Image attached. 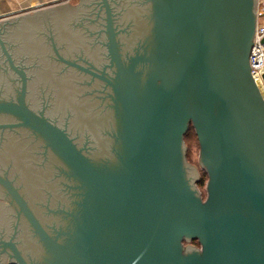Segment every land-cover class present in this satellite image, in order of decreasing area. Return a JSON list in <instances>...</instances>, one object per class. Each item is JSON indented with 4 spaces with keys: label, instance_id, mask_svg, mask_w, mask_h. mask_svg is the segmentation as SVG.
Masks as SVG:
<instances>
[{
    "label": "water",
    "instance_id": "obj_1",
    "mask_svg": "<svg viewBox=\"0 0 264 264\" xmlns=\"http://www.w3.org/2000/svg\"><path fill=\"white\" fill-rule=\"evenodd\" d=\"M256 10V0H79L1 20L0 264L13 250V264H264ZM190 127L204 200L184 157Z\"/></svg>",
    "mask_w": 264,
    "mask_h": 264
},
{
    "label": "flooded vegetation",
    "instance_id": "obj_2",
    "mask_svg": "<svg viewBox=\"0 0 264 264\" xmlns=\"http://www.w3.org/2000/svg\"><path fill=\"white\" fill-rule=\"evenodd\" d=\"M66 68V67H65ZM61 197V201H62V195L60 196ZM65 201V198H63V201L62 202H64ZM81 201H82V199H81ZM81 201H80V203L78 204V205H80V207H81V210H82V218L79 220L78 218H76V226L77 227H79V224H83V216L85 215V212H84V208H83V206L81 205ZM19 206L20 204H19V202H18V200L17 199H14V206ZM92 211H93V213H95V204H93L92 205ZM16 212H18L19 213V211H20V209L19 208H16ZM32 210V209H31ZM29 211L30 213H32V211ZM59 210H63V208L62 209H59ZM14 215V214H13ZM60 219H62V218H60ZM63 221V219L62 220H60V222H59V224H61V223H63L62 222ZM19 222V221H18ZM51 222V219H50V221H49V223ZM38 223H40V225L42 226V230L47 234V232L48 233H50V230H49V225H46V224H42V222H38ZM52 223H53V221H52ZM54 224H55V222H54ZM88 224H90V222H88ZM17 226V225H16ZM33 226V225H32ZM59 226H61L60 227V229L62 228V225H59ZM19 229H20V226L18 225V231L16 230L15 232H14V234L15 233H17L16 235H15V239H19V241H20V236H19V234H21V232L19 231ZM107 230V229H106ZM105 230V233H99L100 235H98V237H97V240H93V247H97L99 244H100V242L101 243H103V244H106L105 242H104V240L106 241V239H108L110 236H112V233H111V231H109V229L106 231ZM37 231V230H36ZM73 232V231H75V230H73V229H67V230H60V235H61V237L62 238H65V240H68L69 238H68V236L67 235H64V234H61V232ZM38 232V231H37ZM24 233V234H23ZM17 235H18V237H17ZM25 236V237H23V236ZM22 235H21V241L23 242V244L25 245H27V246H33L32 248H33V250L35 251V248H36V245L35 244H33L32 242H31V236H27V234L25 233V231H22ZM38 235L40 236L41 234H39V232H38ZM33 236V238H34V240H37L36 242H42V241H44V245H43V248H42V246H41V252L43 253V255L45 256V258L46 257H48V258H50L51 257V254H54L56 257H57V259L56 260H59V255H58V253H56L51 247H50V245H49V243H47V241L42 237H39V240L36 238V235L35 234H33L32 235ZM22 237H23V240H22ZM59 242H61L62 244L63 243H65V244H67L64 240H61L60 238H59ZM19 241H17L16 240V242H15V245H14V247H15V249H16V251H17V253H18V255L19 254H22L21 253V250L23 249L21 246L19 247V244L18 243H20ZM97 241V242H96ZM193 241H196V242H198L197 240H192L191 242H193ZM71 243V242H70ZM199 243V242H198ZM21 248V249H20ZM37 248H39V247H37ZM20 251V252H19ZM20 256V255H19ZM8 257V262H6V263H1V264H13V263H15L17 260H16V257H15V252H14V250H13V252H12V254H10V255H8L7 256ZM24 261H26V260H28L26 257H25V255L24 254H22L21 256H20Z\"/></svg>",
    "mask_w": 264,
    "mask_h": 264
},
{
    "label": "built area",
    "instance_id": "obj_3",
    "mask_svg": "<svg viewBox=\"0 0 264 264\" xmlns=\"http://www.w3.org/2000/svg\"><path fill=\"white\" fill-rule=\"evenodd\" d=\"M75 0H61L62 3H69ZM264 10H256V27L252 39V46L249 53V66L251 74L259 88L264 94Z\"/></svg>",
    "mask_w": 264,
    "mask_h": 264
},
{
    "label": "rangeland",
    "instance_id": "obj_4",
    "mask_svg": "<svg viewBox=\"0 0 264 264\" xmlns=\"http://www.w3.org/2000/svg\"><path fill=\"white\" fill-rule=\"evenodd\" d=\"M79 0H75L72 2H69L70 5L77 4ZM62 4V2L60 3ZM183 144L185 147L184 157L187 163L190 165H193L199 177L194 181L195 186L197 187L200 196L202 200L206 198V182L208 181V175L199 163V144L197 140V136L193 130H188L186 134L184 135ZM1 201L9 202L7 200H4L0 198ZM183 245L190 244L197 248H200V244L196 241H186L182 240L181 242Z\"/></svg>",
    "mask_w": 264,
    "mask_h": 264
},
{
    "label": "crops",
    "instance_id": "obj_5",
    "mask_svg": "<svg viewBox=\"0 0 264 264\" xmlns=\"http://www.w3.org/2000/svg\"><path fill=\"white\" fill-rule=\"evenodd\" d=\"M60 3L61 0H0V21L50 8ZM256 9L258 11L264 10V0H256Z\"/></svg>",
    "mask_w": 264,
    "mask_h": 264
},
{
    "label": "trees",
    "instance_id": "obj_6",
    "mask_svg": "<svg viewBox=\"0 0 264 264\" xmlns=\"http://www.w3.org/2000/svg\"><path fill=\"white\" fill-rule=\"evenodd\" d=\"M189 130H193V131H194V129H193L192 127H190ZM194 132H195V131H194Z\"/></svg>",
    "mask_w": 264,
    "mask_h": 264
}]
</instances>
